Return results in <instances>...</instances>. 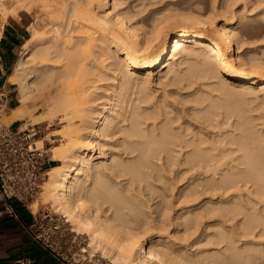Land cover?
<instances>
[{
	"label": "bare ground",
	"instance_id": "1",
	"mask_svg": "<svg viewBox=\"0 0 264 264\" xmlns=\"http://www.w3.org/2000/svg\"><path fill=\"white\" fill-rule=\"evenodd\" d=\"M147 1L146 6H159L142 14L145 6L134 9L144 0H0V27L8 15L38 3L51 7L53 15H44L52 20L47 30L39 28L41 23L29 24L31 33L8 77L18 87V104L1 118L5 123L27 119L30 125L53 117L65 122L56 133L60 144L49 149L58 163L47 169L40 201L86 233L91 250H100L110 264H264V241L239 243L225 224L242 214L235 224L240 235L262 239L264 212L249 211L239 199L214 196L251 186V192L264 195V145L245 107L250 99L260 100L259 108L264 105V46L249 44L243 16L230 23L225 1ZM48 52L55 53V62ZM165 80L191 89L187 96L195 104L183 111L196 121L199 117L197 128L189 120L173 125L179 116L172 115L169 95H156ZM206 100L202 110L197 104ZM39 103L46 109L33 115ZM220 107L228 119L237 116L228 125L233 129L220 131L229 121H215ZM150 118L159 122L145 126ZM118 132L125 135L120 144L137 153L134 158L124 160L104 148ZM48 136L37 138L36 145L43 147ZM237 151L241 154L234 156ZM165 158L170 166L179 161L181 174L198 176L180 188L186 202L212 194L200 205L202 199L183 205L171 218L164 191L150 182L151 167H165ZM147 190L164 198L156 217L142 208ZM39 204L29 205L35 211ZM218 213L222 219L210 224L216 230L206 232L210 247H196L200 240L184 243L205 214ZM170 224L174 232L165 237Z\"/></svg>",
	"mask_w": 264,
	"mask_h": 264
},
{
	"label": "rangeland",
	"instance_id": "2",
	"mask_svg": "<svg viewBox=\"0 0 264 264\" xmlns=\"http://www.w3.org/2000/svg\"><path fill=\"white\" fill-rule=\"evenodd\" d=\"M200 1H201V3H205V2L210 3V1H211V3H213L212 1H214V0H200ZM224 1H225L224 4L226 5L228 3L227 5H229V7H230L229 8L230 12L228 13L231 17L230 23H235V22L239 21L240 17L243 16V18L247 21H244V19H243V21L245 23L242 22L241 25L245 26L246 39L249 42V44L252 43L251 45L264 46V0H262V1H260V0H215L217 5L220 3H223ZM133 2H136V1H133ZM147 2H148L147 0H144V3L141 4V6L140 5L137 6V8H135L134 10L139 11L145 6L146 8L145 7L144 8L146 11L143 8L142 12H141L143 14V13L147 12V10L149 8H155V7L159 6V3L158 4L155 3L156 5L155 4H152V5L149 4L148 6H146L145 4ZM40 4L41 3L36 4L32 9L20 10V12H17L13 16H18L19 13L21 15H27L28 26H29V24L35 25V24L41 23L39 25V28L41 27V30H47L51 26V24H49V23H51L50 20L53 16L51 13L52 8L51 7L48 8V6H47V9H46V8H44V6L42 4L41 5ZM6 5H7V7L12 6L10 3L9 4L6 3ZM132 6H134V5H132ZM134 7H136V6H134ZM49 10L51 12H49ZM137 11H134V12H137ZM47 12H49L50 15ZM45 14H47L51 18L48 17L50 19H47V17L44 16ZM244 15H245V17H244ZM8 16H11V15H8ZM3 19H4L3 14H2V11L0 10V22H2ZM223 19L224 18L221 15L216 17V21L219 24L224 22ZM250 19L251 20L255 19L257 22L254 24L249 23V21H251ZM42 25H45V26L42 27ZM28 30H29V33L27 34V37H29V35L31 33V26L28 27ZM21 50H22V48H21ZM54 54H55L54 52H48L46 54V57H49V59L52 58L51 62H55L54 60H56V59H54L55 58ZM110 60L111 59H108L106 62H108ZM165 81H166V83L164 82L160 85H157L156 95L157 96L158 95L159 96H162V95L168 96L169 95L168 99H169V102L171 105L170 107L173 109L172 115H174L176 117L179 116V118H178L179 120L177 119V121L174 122L173 125L174 126L179 125V124L185 125V123L189 120L188 122L191 124L190 127L191 128H197V125H199L198 122H200V121H198L199 117L198 118L195 117V118H197V121H198L197 122L196 120H194L192 113H191V116H188L183 111V109H186V108L188 109L195 104L193 101H191L192 100L191 98H193L192 95L187 96L188 93L191 92V89L188 90V89L181 88L182 84L177 85V84L173 83V84L168 85L167 80H165ZM96 83H104V82L98 81ZM14 89H15L16 100L14 102H11V104L6 109L7 111H9V109L11 107L18 104L19 94H18L17 85H14ZM213 93L216 95L217 92H213ZM41 96H38V100H37V98H35V101L40 102L42 99ZM155 99H156V96H155L154 100ZM216 101L219 102L218 100H216ZM259 101L260 100H258V99L257 100L250 99V101H247V103L245 104V107L247 108V111H246L247 114L254 117V118H252L253 122L251 121L252 126H254V128L257 130L258 136H259L260 140H262L261 144L264 145V105H262L259 108L258 107V105L260 104ZM207 104H209L208 100H206L205 102L203 101V103H200L197 105H199L198 106L199 108L201 107L202 110H204L205 109L204 107ZM256 107H258V108H256ZM171 108H169V109H171ZM32 109H33L32 110L33 115H37L38 113H40V115H41V113L45 111L46 106H42L39 103V104H36L35 107H33ZM218 110L222 114L220 115V113H219L216 116H214V118L217 119V120L215 119V121H221L222 119L227 120L228 117H226L224 108L220 107V108H218ZM229 118L230 119H228V120L230 121V124H229V121L227 120L228 123H224L223 124L224 126L222 125L225 128V130L223 127H221L220 131H226L227 129L228 130L233 129L230 126L228 127V125H231V123L237 118V116L232 115ZM1 121L3 122L2 118H1ZM12 122L14 123V125H19L21 127H22V124H24V122L26 123L25 124L26 126L29 125L27 122V119L14 120ZM145 122H146L145 126L151 127V125H153L154 123L159 122V119L150 118V119H146ZM3 123H5V122H3ZM5 124H9V123H5ZM46 124H47V126H46ZM37 125L41 128V132L39 135L36 136V139L39 137L49 135L47 137L48 139L47 138L44 139V146H43L46 150L47 157L49 158V163H48V168H49V167L55 165L56 163H58L57 161L53 160L49 149L54 145L60 144L61 137L59 135L56 136V133H59L61 130H63V127H65V122H63L62 120H59V118H57V117H55V118L53 117V119L50 122L45 121V122L37 123ZM217 130H218V128H217ZM234 131L236 132L237 129L236 130L234 129ZM234 131H233V133H235ZM228 132H230V131H228ZM231 132L228 134V136L231 135ZM238 132H239V130L236 133H238ZM124 137H125V135L123 133H120V132L116 133L115 139H117V140L115 141L114 138H109L108 141L106 142L104 148H106L108 153H110L111 151H114L116 155H119L123 159L125 158L126 160H130V159H132L133 156L137 155V153H129L128 152L129 150L120 144ZM226 146L234 147L235 145L228 144ZM240 154H241V151H237V152L233 153L234 156H237ZM179 157L180 158L183 157L182 153L179 155ZM105 161H106V159H102V162H105ZM107 161H110V159ZM154 161H155V163H158V164L160 162L159 160H156V159ZM182 167H183V165L179 161H177L176 164L173 166H170L169 164L167 165V160L165 158V167H158V168L151 167L152 170L150 169L151 173L153 175L152 178L150 179V182H152L155 186H158L165 193V208H167V207L169 208V210H168L169 211V214H168L169 218L174 216L177 211H180V208L183 205L191 204L192 202H199L200 199H202L201 202L199 204H197V205H200L209 198L206 196L212 195L211 193H202L199 196L198 200L186 202V199L184 197H181L179 194L180 188L185 186L189 181L194 180L195 177H198V176H194L193 173L181 174L178 170L182 169ZM160 174L165 176L164 177L165 179L160 180L158 178V176ZM46 177H47V174H46L45 178ZM110 177H111V175H110ZM45 178H44V180H45ZM253 189H254L253 186H251L250 189H246V187H241L239 189H233L232 193H229V194L226 193L224 195L221 191H218L217 193H215L214 196L216 197L215 200H219L221 197H227V198L232 197L233 199L234 198L239 199L248 208L249 211L260 210V211L264 212V195H261L258 192H251V190H253ZM40 190H41V187H40ZM40 190H39V193L37 194V196L33 199V200H39L40 204L35 211L33 208H31L32 211L33 212H39V211L41 212V210L46 209V210H49L50 212H55L61 218L62 229L66 230L67 237L70 239V241H67L65 244H63L61 249H56L58 251V253H60L61 255H63L65 258H67L69 260H75V262L77 261L78 264H80V263L81 264H110V260H108V258H106L100 250L99 251H92L91 250L92 247L88 245L89 238H88L86 233H84V232L79 233L72 226L71 222L67 221L66 218L63 217V215L59 211L52 208L49 203H44V202L40 201V199H41V197H40L41 191ZM145 192H146V195L141 198L144 202L142 208L144 211H147V212H150L151 210H153L151 215L156 217L158 212H156L155 210L161 209V207L163 206V199L164 198L161 195H159L160 192L150 193V191H148V190ZM150 197H151V199L148 201V198H150ZM148 204L149 205L151 204V206L148 207L147 206ZM241 216H242V214L239 217L225 221V224L228 227L233 228L236 236L238 237V239H240L239 243H241L242 240H246V239H249L253 242L254 241H260V240L264 241V238H262V239L254 238V237H252V235H245V236L240 235L241 230L238 229L235 226V224H236L238 218H240ZM220 219H222V217H221V214H219V213L218 214H205L202 218V222L199 226V229L193 235L188 236V238L184 241V243H192V242L200 240L199 243H197L195 245L196 247L197 246H200V248L210 247L211 246L209 244L210 243L209 240L211 238L210 235L213 234V232L216 230V227L210 226V224L211 223L215 224ZM174 226H175V224H170L168 226L167 231L165 230V237L171 236V234L174 232ZM257 231L258 230L256 229L255 232H257ZM206 232L208 234H210V233L211 234L207 235ZM172 238L174 239V236ZM175 241H177V240L175 239ZM262 245H264V243H262ZM84 248H85V250H83ZM175 248L179 250V249H181V245L178 244V245H176Z\"/></svg>",
	"mask_w": 264,
	"mask_h": 264
},
{
	"label": "built area",
	"instance_id": "3",
	"mask_svg": "<svg viewBox=\"0 0 264 264\" xmlns=\"http://www.w3.org/2000/svg\"><path fill=\"white\" fill-rule=\"evenodd\" d=\"M9 106L8 94L0 88V218L7 215L19 218L13 200L29 209L32 215L30 232L48 248L58 252L70 239L62 229L61 218L49 210L33 212L30 202L39 193L46 176L49 158L44 147L36 145V136L41 128L37 124L22 128L13 122L1 121ZM69 264H78L67 259ZM33 258L18 255L14 264H31ZM81 264V263H80Z\"/></svg>",
	"mask_w": 264,
	"mask_h": 264
},
{
	"label": "crops",
	"instance_id": "4",
	"mask_svg": "<svg viewBox=\"0 0 264 264\" xmlns=\"http://www.w3.org/2000/svg\"><path fill=\"white\" fill-rule=\"evenodd\" d=\"M27 15L8 16L0 27V88L8 94L9 105L16 100L14 85L8 81L27 38ZM19 218H0V264H14L18 255L33 258L31 264H69L67 258L48 248L30 232L32 215L28 208L13 200Z\"/></svg>",
	"mask_w": 264,
	"mask_h": 264
}]
</instances>
